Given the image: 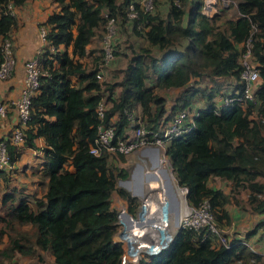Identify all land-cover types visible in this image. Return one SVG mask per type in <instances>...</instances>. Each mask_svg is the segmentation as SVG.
I'll return each mask as SVG.
<instances>
[{
  "label": "trees",
  "instance_id": "1",
  "mask_svg": "<svg viewBox=\"0 0 264 264\" xmlns=\"http://www.w3.org/2000/svg\"><path fill=\"white\" fill-rule=\"evenodd\" d=\"M21 1L0 0V39L9 37L15 23L7 3ZM55 1L57 9L44 20L46 40L54 47L62 44V49L49 51L44 46L39 55L45 74L30 96L23 141L35 147L34 138L43 139L39 177L45 179V187L40 196L20 188L1 192L0 238L6 236V242L0 247V264L13 250H37L40 257V251L48 252L51 264H121L123 247L114 238L118 217L111 194L116 191L124 198L132 214L138 201L117 186L127 170L112 163L106 150H90L101 95L95 76L101 46L94 43L102 39L105 11L119 25L130 20L132 31L148 45L132 47L120 77L105 85L109 106L103 120L117 112L116 134L122 135L130 112H138L153 126L203 101L191 127L166 144L177 182L187 188V203L197 206L206 198L217 223L230 224L225 205L235 195L209 184L219 177L230 181L232 191L247 187L246 201L263 215L264 0H232L211 17L202 10V0H165L162 8L157 1L154 11L139 10L134 18L127 16L130 0ZM246 38L252 42L259 73L253 99L241 91L239 43ZM85 58L90 60L84 62ZM116 86L119 92L113 95ZM160 89L174 90L168 108ZM226 96L232 100L224 102ZM6 147L12 162L19 148L7 142ZM9 171L0 169L1 179ZM235 201L241 205L236 197ZM24 223L29 227H22ZM15 225L18 229L12 232ZM138 264H264V254L241 238L231 237L226 245L202 228L181 226L166 249Z\"/></svg>",
  "mask_w": 264,
  "mask_h": 264
},
{
  "label": "built area",
  "instance_id": "2",
  "mask_svg": "<svg viewBox=\"0 0 264 264\" xmlns=\"http://www.w3.org/2000/svg\"><path fill=\"white\" fill-rule=\"evenodd\" d=\"M157 1L130 0L127 5V16L134 18L139 10L154 11ZM231 2L232 0H202V10L207 16L211 17ZM7 11L13 14V4L10 2L7 3ZM105 14L107 20L95 70V76L101 87V95L95 107L99 123L90 150L98 153L101 149H104L107 153L128 155L145 147H155L157 149L155 165H151L150 158L145 155L140 157L142 164L137 161L128 175L117 179V186L126 190L130 196L138 201L137 211L134 214L127 211V201L124 198H118L117 202L119 203L115 206L119 227L116 232V240L123 247L120 256L121 264H138L141 259L150 260L154 254L168 247L175 230L181 226L202 228L205 230V234H213L221 243L228 245L231 237L223 231V227L215 220L208 199H203L197 206L187 203L184 196L187 188L178 184L166 153V144L169 140L175 135L183 134L193 124L188 109L185 108L170 116L162 117L153 126L147 125L138 112H130L128 125L122 135L116 134V123L113 119L103 120L105 111L109 106L106 97L108 90L105 85L113 80L110 65L116 56V50H118L115 37L119 27V22L115 16H109L106 11ZM47 30L46 24L39 23L37 25L40 45L24 62L22 85L18 94L8 100L0 98V116L12 110L17 119L9 131L0 137V169L5 171L12 168L6 142L17 148L23 143L24 129L29 117L30 96L38 90L39 76L45 74V71L40 70L39 67V55L44 46H47L49 51L56 50V47L46 40ZM239 46L241 50L240 63L242 65L240 78L243 84L241 91L245 98L253 99L259 73L252 60V42L249 38H246L239 43ZM0 49V79H4L11 74L14 66L10 36L0 39ZM231 100L232 97H223L224 102ZM153 184L157 187L163 208V219L160 223L153 222L147 213L148 206L152 203L151 186ZM171 185L176 192L179 203L176 224H173V212L169 210L168 205V188ZM261 221L260 246L257 247L250 243L247 245L251 249L264 254V214ZM135 225L137 226L134 229ZM129 236H133L135 239L131 240ZM242 241L246 243L244 239Z\"/></svg>",
  "mask_w": 264,
  "mask_h": 264
},
{
  "label": "crops",
  "instance_id": "3",
  "mask_svg": "<svg viewBox=\"0 0 264 264\" xmlns=\"http://www.w3.org/2000/svg\"><path fill=\"white\" fill-rule=\"evenodd\" d=\"M57 9V3L55 0H22L17 4H13V14L15 17V23L10 31V38L12 42V49H13V56H14V66L11 74L4 79H0V98L3 100H8L15 97L19 89L22 85V78H23V67L25 60L33 53V51L39 47L40 39L38 36L37 25L39 23H44L46 16L52 11ZM130 20H124L122 23H125ZM131 22V21H130ZM132 30V29H131ZM119 31V30H118ZM132 33L136 36L133 31ZM143 40L142 43L140 42L138 45L131 43L133 47L138 46H147L148 41L140 36ZM154 52H156V46H151ZM62 49V44H58L56 46V50ZM130 52V51H129ZM157 53V52H156ZM128 53L125 51L123 56L124 64L120 67L115 66V58L110 65V71L113 74V79H117L120 77L121 72L120 69L126 64V55ZM86 59V58H85ZM119 92V86L114 88L113 95H117ZM171 100L168 99L167 102ZM166 102V103H167ZM171 103L166 104V107H170ZM199 108V104H192V106L188 109L189 116L193 118V115L197 112ZM138 111V108L136 109ZM117 112H114L110 118L116 121L117 119ZM16 116L14 111H8L4 115L0 116V137L4 136L10 129V127L16 123ZM35 147L24 145L23 143L18 147L19 153L16 158L12 161V168L9 172H4L5 176H10L16 178V183L12 184L15 188L21 187L23 192L27 194H34L35 196H40L44 191V182L45 179H41L39 177V169L41 166V159H42V145L43 139L40 136L34 138ZM120 154L116 153H109V158H112V161L115 165L123 168H131L137 161H142L140 157L148 156L150 158L151 165L156 164V156H157V149L155 147H145L140 150H137L133 153L128 155H123V158H118ZM113 156V157H112ZM115 159H117L115 161ZM131 164L128 166L126 165L127 162ZM135 162V163H134ZM127 169V170H128ZM1 178V177H0ZM215 178V177H214ZM211 179L209 184L214 187H221L216 183H213L214 180ZM219 178V177H218ZM221 180H226L222 179ZM5 184L8 183V179L5 177L4 179L0 180V185L3 186L2 182ZM228 181V180H226ZM229 185H231L230 181ZM223 189V188H222ZM242 189L246 193V199L248 196V188L242 187ZM224 190V189H223ZM225 192V191H224ZM227 193V192H225ZM115 201H118V198L123 199L116 191H113L111 197ZM112 202V201H111ZM226 203L225 207L227 208L230 216L231 222L228 225L230 226V230L228 232V236L230 237H238L244 239L246 244L250 243L255 246H260V225L259 222L262 218V212L253 210L252 212L256 213L258 219L253 222L251 219L247 217V212L245 213L246 209L244 207ZM177 203V198L171 195H168V205L169 210L173 212L172 219L173 224L177 223L178 220V211H175ZM151 204L148 206L149 210ZM147 209V213L149 211ZM176 216V217H175ZM229 228V227H228Z\"/></svg>",
  "mask_w": 264,
  "mask_h": 264
},
{
  "label": "rangeland",
  "instance_id": "4",
  "mask_svg": "<svg viewBox=\"0 0 264 264\" xmlns=\"http://www.w3.org/2000/svg\"><path fill=\"white\" fill-rule=\"evenodd\" d=\"M165 2V0H158V7H163V3ZM188 4H186L187 6ZM234 6V5H233ZM233 8L232 6L229 9V12H232ZM132 23L130 21H127L125 23V25L123 23H121L118 27V33L116 34V43H117V48H118V52L116 53L115 56V66L120 67L124 64V59L123 56L125 54V51L127 53H129V51L131 50V48L133 47L131 45V43L138 45L140 42L142 43V39L140 36H136L132 33ZM94 47H99L102 44V39H96L95 43H94ZM89 58L84 59V62L89 61ZM208 79L206 78L204 81H206L205 83L209 84V81H207ZM174 90H165V89H160L158 90V92H160L161 94H163L166 97V102L168 100V96H172L174 94L173 92ZM217 99V101H219V96L215 97ZM202 102H198V103H194L196 105H202ZM171 103L170 101H168L166 104ZM113 157V156H112ZM120 158V157H118ZM123 158V157H122ZM117 159H115L116 161ZM110 161L112 163H114L112 161V158L110 159ZM135 163V162H134ZM131 163L128 161L126 163V165H130ZM132 168V167H131ZM131 168L128 169L124 168V169H128L127 170V174L128 175L131 172ZM5 176V175H4ZM8 179V183L5 184V182L3 181L2 184L3 186L0 185V194L3 191H10L15 189V186L12 185L14 183H16V178L11 177L9 178V176H5ZM0 180H2L0 178ZM262 180H264V178H262ZM213 183H216L219 186H222V188L224 189L225 192H227L230 195H235V197L240 201V205L241 207H244V209H246L245 213L247 212V217L249 219H251L253 222H255L258 219V216L256 215L255 211L254 213L252 212L253 210H251V205L248 204V202L246 201V193L245 191L238 187L235 189V191L231 190V185H229V182L226 180H221L218 177H215L214 180L212 181ZM20 190H23L21 187H19ZM114 196L111 197V201H112V205L116 206L119 202L115 201L113 199ZM235 197H233V199L231 198V202L229 204H236L235 202ZM1 211V210H0ZM24 228L29 227V225L27 223H24L21 225ZM223 227V231H225V233L228 235L229 231H233L230 230V226L231 225H221ZM229 227V228H228ZM17 228V225L14 226L13 229H11V231L13 232L14 229ZM18 229V228H17ZM119 229V227L117 226V230ZM116 230V232H117ZM261 230V229H260ZM115 232L114 237L115 239L117 238V233ZM6 242V236L2 235L0 238V247H2ZM41 257L37 255V250L34 251V253H25V252H19L18 250H13L12 254L10 255V257L8 259H3V263L5 264H51V254L45 251H40Z\"/></svg>",
  "mask_w": 264,
  "mask_h": 264
},
{
  "label": "water",
  "instance_id": "5",
  "mask_svg": "<svg viewBox=\"0 0 264 264\" xmlns=\"http://www.w3.org/2000/svg\"><path fill=\"white\" fill-rule=\"evenodd\" d=\"M168 194L177 198L176 192L172 185L171 187L168 188ZM151 195H152V203L150 206L151 210L148 211V214L153 222L160 223L163 219V208H162V204L159 198L157 187L154 184L151 186ZM185 195H186V192L184 196ZM178 210H179V203L177 199L175 211H178Z\"/></svg>",
  "mask_w": 264,
  "mask_h": 264
},
{
  "label": "bare ground",
  "instance_id": "6",
  "mask_svg": "<svg viewBox=\"0 0 264 264\" xmlns=\"http://www.w3.org/2000/svg\"><path fill=\"white\" fill-rule=\"evenodd\" d=\"M175 217H176V216H175ZM136 226H137V225L134 226V229L136 228ZM125 231H127V229H125ZM129 238H130L131 240L135 239L133 236H129Z\"/></svg>",
  "mask_w": 264,
  "mask_h": 264
}]
</instances>
